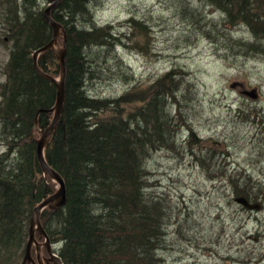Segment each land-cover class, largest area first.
Returning <instances> with one entry per match:
<instances>
[{
	"label": "rangeland",
	"instance_id": "obj_1",
	"mask_svg": "<svg viewBox=\"0 0 264 264\" xmlns=\"http://www.w3.org/2000/svg\"><path fill=\"white\" fill-rule=\"evenodd\" d=\"M24 1L42 11L50 3ZM252 1L264 14V0ZM82 20L101 34L112 28L106 44L92 49L99 66L87 92L110 101L128 97L115 105L123 117L156 90L175 94L158 119L141 121L143 128L169 116L175 126L172 146L147 148L140 158L147 194L165 209L159 255L167 264H264V27L231 24L206 0H93ZM3 27L0 83L13 44L9 25ZM7 149L0 141V155ZM207 164L223 171L211 177ZM245 188L261 210L236 202Z\"/></svg>",
	"mask_w": 264,
	"mask_h": 264
},
{
	"label": "trees",
	"instance_id": "obj_2",
	"mask_svg": "<svg viewBox=\"0 0 264 264\" xmlns=\"http://www.w3.org/2000/svg\"><path fill=\"white\" fill-rule=\"evenodd\" d=\"M91 1L62 0L52 12L67 35L66 100L45 152L50 165L66 181L67 204L56 213L45 209L42 223L53 241L64 242L60 250L64 264H163L157 258L165 235V209L161 201L144 193L140 158L147 148L172 146L175 126L169 116L143 128L141 121L148 116L158 119L167 111V99L175 94L156 90L145 104L132 109V115L123 117L115 105L128 97L110 101L87 92L99 66L91 57L92 49L112 37L110 25L101 34L102 29L94 30V23L91 28L82 20ZM206 1L225 12L231 22L257 8L252 0ZM18 2L0 0L13 42L4 67L6 78L0 83V141L8 148L0 155V264H15L18 254L25 251L35 206L56 190V183L41 170L36 144L42 129L52 121L56 86L38 74L33 59L35 50L51 39L52 28L43 11L24 0H20L23 13L19 15ZM60 41L63 43V37ZM38 63L44 71L60 75L54 52H43ZM40 108L44 111L35 127L34 116ZM109 108L113 109L109 117H97ZM12 151L15 158L10 156ZM210 165L206 168L211 177L223 171Z\"/></svg>",
	"mask_w": 264,
	"mask_h": 264
},
{
	"label": "water",
	"instance_id": "obj_3",
	"mask_svg": "<svg viewBox=\"0 0 264 264\" xmlns=\"http://www.w3.org/2000/svg\"><path fill=\"white\" fill-rule=\"evenodd\" d=\"M53 3L49 5L43 12L44 19L47 23H49L53 29L54 34L52 36V39L47 43L46 45H43L35 50L33 54L34 59V67L37 70V72L49 79L51 82H53L57 88V101L56 105L54 107V118L50 125L47 127V129L42 133V135L39 138H36V144H37V157L40 164V167L42 169V172L49 176L51 179H53L55 182H57L58 187L57 191L46 198H44L38 205L35 206L31 218V224H30V241L27 245L26 255L24 258V261L22 264H26L27 262H32L34 259L32 258V246L34 243L37 242L36 240V232L38 231L40 234L44 235L47 239V245L49 246L50 255L52 258H56L60 261V258H57L56 255L52 252L50 248V236L47 233V230L45 229L44 225L41 222V216L45 209H49L52 213H56L59 210H61L63 207H65L67 203V185L64 177L56 170L54 167H52L49 162L46 159L45 155V149L46 146L49 144V142L52 140V137L59 125L61 116L63 114L64 110V102H65V82L67 77V67H66V56H67V45L66 40L63 43V45L57 44V39L59 34H61L62 25L57 23L53 17H52V10L56 6H58L62 0H52ZM55 44H57L56 48L54 47ZM53 50L54 53L57 55L59 61H60V79H56V77L48 74L44 70H42L38 64L39 56L47 51V50ZM238 202L246 205L250 208L259 207L258 204H251L246 198H239L237 199ZM55 256V257H54Z\"/></svg>",
	"mask_w": 264,
	"mask_h": 264
},
{
	"label": "bare ground",
	"instance_id": "obj_4",
	"mask_svg": "<svg viewBox=\"0 0 264 264\" xmlns=\"http://www.w3.org/2000/svg\"><path fill=\"white\" fill-rule=\"evenodd\" d=\"M53 3V1L52 0H50V3H49V5H51ZM48 5V6H49ZM60 5V4H59ZM58 5V6H59ZM47 6V7H48ZM58 6H56L55 8H57ZM46 7V8H47ZM45 8V9H46ZM55 8H53V10L55 9ZM44 9V10H45ZM44 10H43V12H44ZM53 10H52V12H53ZM0 11H2L1 13L2 14H0V22L1 23H3L4 22V19H3V17H2V15H5L6 14V8H2ZM52 14V13H51ZM52 17H53V15H52ZM244 17H246V18H249L250 19V22L249 23H247L246 22V20H244ZM43 18H44V16H43ZM53 19H54V17H53ZM236 20L235 21H230L231 22V24H234V25H238V24H247L248 26H250L251 28H252V26H254V28L256 27V26H259V27H264V14H260L258 11H256V10H254V9H248V12L246 13V15L244 14V16H242L241 15V17H239V18H235ZM45 20V19H44ZM55 20V19H54ZM56 21V20H55ZM46 22V21H45ZM57 23H59V24H61L62 25V29H61V34H59V36H58V39H57V44H59V45H63V43L65 42V40L67 41V35H66V32H65V27L63 26V24L62 23H60V22H58V21H56ZM47 23V22H46ZM49 24V23H48ZM50 25V24H49ZM51 26V25H50ZM51 28H52V34H51V39H52V36H53V34H54V29H53V27L51 26ZM6 28L5 27H3V29H0V31H1V33H3V32H6V30H5ZM96 32V31H95ZM94 32V33H95ZM6 35H7V33H6ZM61 37H63V39H64V41H63V43H61V41H60V39H61ZM50 39V40H51ZM49 40V41H50ZM49 41L47 42V43H49ZM46 43V44H47ZM46 44H44V45H46ZM57 44H55V48H56V46H57ZM43 46V45H42ZM47 51H49V50H47ZM50 51H52V52H54L53 50H51L50 49ZM39 60V59H38ZM39 64V63H38ZM35 68V67H34ZM41 68V67H40ZM42 69V68H41ZM43 70V69H42ZM37 71V70H36ZM46 72V71H45ZM48 73V72H47ZM39 74V73H38ZM48 74H50V75H52L51 73H48ZM52 76H54V75H52ZM43 77V76H42ZM54 77H56V76H54ZM45 78V77H44ZM47 79V78H46ZM56 79H60V75L59 76H57L56 77ZM66 79H67V77H66ZM49 80V79H48ZM50 81V80H49ZM53 83V82H52ZM54 84V83H53ZM55 85V84H54ZM65 91H66V82H65ZM255 92L257 93V91H256V89H255ZM56 93H57V88H56ZM65 100H66V96H65ZM56 101H57V97H56ZM64 104H65V102H64ZM55 105H56V103H55ZM55 105H54V107H55ZM54 107L52 108V109H50V112L53 114V118H54ZM42 111H44V109L43 108H40L37 112H36V114H35V116H34V126L35 127H37L38 126V124H39V117H40V114H41V112ZM63 113H64V110H63ZM63 115V114H62ZM53 118H52V120H53ZM61 118H62V116H61ZM60 121H61V119H60ZM52 122V121H51ZM50 122V123H51ZM60 123V122H59ZM50 125V124H49ZM48 125V126H49ZM47 126V127H48ZM131 126V125H130ZM47 127L46 128H43L42 129V133L47 129ZM58 128V127H57ZM51 142V141H50ZM49 142V143H50ZM143 167V166H142ZM42 170V169H41ZM143 170H144V167H143ZM44 174V173H43ZM61 174V173H60ZM45 175V174H44ZM62 175V174H61ZM63 176V175H62ZM142 179H145V174L144 175H142ZM52 180V182H55L53 179H51ZM56 183V190L53 192V193H55L56 191H57V187H58V184H57V182H55ZM144 193H145V195L146 196H149L148 194H147V183L145 182V185H144ZM53 193H51V194H53ZM51 194H49V195H51ZM254 196H256V193L255 192H253V191H251V190H249V188H245L244 190H242L241 191V193L235 198V200H236V202L238 203V204H240V205H242L243 207H245V208H248V209H251V211H255V210H261L262 209V204L261 203H258V208L257 207H255V208H250V207H247L246 205H244V204H242V203H240V202H238L237 201V199H239V198H246L248 201L250 200V198L249 197H251V199L252 198H254ZM149 197H151V196H149ZM160 201V200H159ZM67 204V203H66ZM66 206V205H65ZM63 208H65V207H63ZM62 208V209H63ZM61 209V210H62ZM60 211V210H59ZM33 214V213H32ZM98 215H101V211H98ZM31 218H32V216H31ZM41 222H42V216H41ZM165 223H166V220H165ZM30 224H31V220H30ZM43 224V223H42ZM46 229V228H45ZM163 230H164V232H165V228H163ZM48 233V232H47ZM48 235H49V233H48ZM50 236V235H49ZM50 239H51V237H50ZM36 240H37V242L36 243H34L33 244V246H32V258L34 259V261H32V262H27L26 264H36L35 263V258H34V256L35 255H39V257L41 256V249H42V247H44V246H46V247H48L49 248V246L46 244L47 243V239H46V237L44 236V235H42V234H40L38 231L36 232ZM30 241V228H29V239H28V241H27V243H26V248H25V255H26V250H27V245H28V242ZM63 245H64V242L63 241H60V240H58V241H53L52 239H51V242H50V248H51V250H52V252L56 255V257L57 258H60V260H61V263H60V261L58 260V264H64V261H63V259H62V257H61V255H60V250H61V248L63 247ZM36 253V254H35ZM25 255H24V258H25ZM38 257V258H39ZM24 258H23V261H24ZM157 260L159 261V260H161V263H163V264H167V262H166V259L161 255H159V257L157 258ZM23 261H22V263H23ZM21 263V264H22Z\"/></svg>",
	"mask_w": 264,
	"mask_h": 264
},
{
	"label": "flooded vegetation",
	"instance_id": "obj_5",
	"mask_svg": "<svg viewBox=\"0 0 264 264\" xmlns=\"http://www.w3.org/2000/svg\"><path fill=\"white\" fill-rule=\"evenodd\" d=\"M38 257L39 255L34 256L36 264H58V260L51 257L49 248L46 246L42 247L41 256L39 258Z\"/></svg>",
	"mask_w": 264,
	"mask_h": 264
}]
</instances>
